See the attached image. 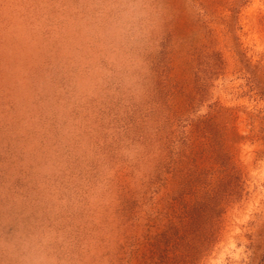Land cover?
<instances>
[{"label": "clouds", "instance_id": "clouds-1", "mask_svg": "<svg viewBox=\"0 0 264 264\" xmlns=\"http://www.w3.org/2000/svg\"><path fill=\"white\" fill-rule=\"evenodd\" d=\"M161 27V0H0V264H135Z\"/></svg>", "mask_w": 264, "mask_h": 264}, {"label": "rangeland", "instance_id": "rangeland-1", "mask_svg": "<svg viewBox=\"0 0 264 264\" xmlns=\"http://www.w3.org/2000/svg\"><path fill=\"white\" fill-rule=\"evenodd\" d=\"M161 9L149 58L156 159L122 208L142 224L135 264H264V0Z\"/></svg>", "mask_w": 264, "mask_h": 264}, {"label": "trees", "instance_id": "trees-1", "mask_svg": "<svg viewBox=\"0 0 264 264\" xmlns=\"http://www.w3.org/2000/svg\"><path fill=\"white\" fill-rule=\"evenodd\" d=\"M211 119H212V118H211ZM213 128L216 129L214 123H213ZM212 135H213V134H212ZM210 139L212 140V141H210V142H212L213 145L215 144V146L218 145V147H221V146H220L221 144H220V142H219V139L217 140V139L215 138V136H214V137L211 136ZM216 147H217V146H216ZM227 158H228V155L226 156V160H228ZM213 223H214V221H213ZM216 235H217L216 233H210V237H208V241H209V243H211L212 241L214 242V241L216 240V239H215V238H216Z\"/></svg>", "mask_w": 264, "mask_h": 264}]
</instances>
